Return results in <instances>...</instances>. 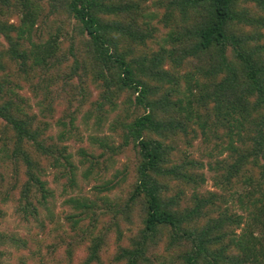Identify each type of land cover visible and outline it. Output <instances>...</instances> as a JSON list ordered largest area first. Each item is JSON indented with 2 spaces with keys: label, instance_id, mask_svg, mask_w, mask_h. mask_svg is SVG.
<instances>
[{
  "label": "trees",
  "instance_id": "1",
  "mask_svg": "<svg viewBox=\"0 0 264 264\" xmlns=\"http://www.w3.org/2000/svg\"><path fill=\"white\" fill-rule=\"evenodd\" d=\"M22 81L44 91L43 115L56 100L88 101L94 85L88 115L100 126L117 113L93 143L109 160L133 153L134 169L94 185V197L65 200L69 227L55 221L47 174L78 185L70 131L63 120L48 133ZM200 135L227 153L209 165L217 189L200 190L205 164L189 153ZM80 154L89 176L100 162ZM10 168L17 213L45 229L43 209L61 237L43 242L63 246L68 264L73 253L74 264H264V0H0L1 181ZM3 244L21 251L17 264L40 251L0 230Z\"/></svg>",
  "mask_w": 264,
  "mask_h": 264
},
{
  "label": "rangeland",
  "instance_id": "2",
  "mask_svg": "<svg viewBox=\"0 0 264 264\" xmlns=\"http://www.w3.org/2000/svg\"><path fill=\"white\" fill-rule=\"evenodd\" d=\"M29 83V81H22V88H18V90L21 95L27 98L33 111L38 113L41 117L44 116V120L50 122L48 133L56 136L60 131L64 130V125L60 123V121L63 120L67 123L66 128L70 131L63 144L68 145L69 150L73 153L75 163L79 166L77 172L78 185H69L67 178L62 176L58 169L49 167L47 174L49 185L54 189L56 194L53 201L55 221L69 227V221L66 216L72 209L70 205L65 203V200L68 197L77 195L94 197L97 193L96 189H94V185H100L108 180H117V178H115L117 171L125 168L127 165L128 167H126V169H134L135 161L132 159L133 153L127 151L126 153L115 155L112 160H109L107 158L110 155L109 152H107L105 148L103 149L100 147L97 143H93L92 137L94 135L102 136L109 133V124L117 113V111H113L111 114L106 115L105 120L100 126L98 125L95 116L91 114L88 115V111L93 110L92 102L97 99L99 95V90L94 85L90 86L91 92L88 101H84L81 104L76 102L69 108L67 104H63L64 101L62 102L55 99V109L50 113L45 111L44 114L46 113V115H43L38 101L44 98V91L38 90V92H33ZM71 112H75L74 115H76L73 126L70 122ZM236 143L238 145L241 144L240 141H236ZM81 148L93 152L100 162L95 166L94 172L89 176H84V171L87 170L89 162L82 158V155L80 154ZM189 153L192 157L203 161L205 164L201 171L205 173L207 181L200 190L205 191L208 189H217L214 185L215 171L211 170L209 165L210 163H214L218 158L224 157L227 153L225 152L220 155L216 148V140L207 142L201 135L193 142L192 146L189 148ZM57 170L58 174H56ZM12 174L13 169L10 168L7 173L10 179L4 181L0 180V230L2 232L17 234L26 238L29 241L32 250L40 249V251L34 255V261H29L30 264H68L70 258L66 256L63 246H59L58 249L54 250V248H48V245H46L47 243H55V241H59L61 238L60 235L56 233L55 229H53V223L47 218L46 212L43 209H41L40 212V219L45 222V229H42L39 222L32 216L26 219L17 213V201L14 197L17 194L16 192L18 191V188H14L11 183H8V181L11 180ZM234 189L235 191L236 189L242 191L246 189V187L243 182H238ZM191 193L192 188H189L188 195L190 196ZM240 212L242 211L240 210ZM102 218L105 223L109 222V219L113 220V214L108 212ZM132 218L133 219L130 221L138 223L139 218L137 215ZM124 223L125 222L122 221V225ZM131 226H135V224ZM240 230L241 228L237 231ZM39 240H41V242H39ZM43 240L46 241V244ZM0 249L5 252V256L3 257L4 261L11 264H17L16 261L18 260V255L21 253L19 249L10 244H3L0 246ZM162 249V251H165L166 246L163 245ZM54 255H59L60 258L55 259ZM72 258V264H74L77 261L76 254L74 255L73 253ZM103 261H106V256Z\"/></svg>",
  "mask_w": 264,
  "mask_h": 264
}]
</instances>
